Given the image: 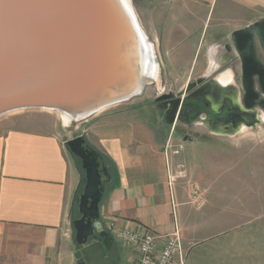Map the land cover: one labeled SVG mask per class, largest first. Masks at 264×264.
Returning a JSON list of instances; mask_svg holds the SVG:
<instances>
[{
  "label": "water",
  "instance_id": "95a60500",
  "mask_svg": "<svg viewBox=\"0 0 264 264\" xmlns=\"http://www.w3.org/2000/svg\"><path fill=\"white\" fill-rule=\"evenodd\" d=\"M230 41L240 65L239 95L220 99L218 93L213 102L210 83L185 97L161 95L156 102L170 100L167 125H191L202 117L210 129L258 124L256 113L264 114V20L233 31ZM156 65L130 0H0V118L47 110L70 115V122L86 121L139 96ZM65 147L80 161L85 179L70 222L76 264H115L108 256L113 238L100 217L112 176L83 136Z\"/></svg>",
  "mask_w": 264,
  "mask_h": 264
},
{
  "label": "crops",
  "instance_id": "0c3cea01",
  "mask_svg": "<svg viewBox=\"0 0 264 264\" xmlns=\"http://www.w3.org/2000/svg\"><path fill=\"white\" fill-rule=\"evenodd\" d=\"M223 1L264 11V0ZM219 86L221 93L227 80ZM27 114L0 121V264H76L70 222L80 175L65 143L79 136L110 163L100 217L113 238L108 256L115 264H133L136 250L108 230L111 223L159 237L177 231L184 264H264V218L213 232L211 209H197L189 189L170 182L164 141L142 109L103 110L81 122L80 133V124L68 131L61 118Z\"/></svg>",
  "mask_w": 264,
  "mask_h": 264
},
{
  "label": "rangeland",
  "instance_id": "374dc122",
  "mask_svg": "<svg viewBox=\"0 0 264 264\" xmlns=\"http://www.w3.org/2000/svg\"><path fill=\"white\" fill-rule=\"evenodd\" d=\"M130 1L138 24L153 47L156 73L139 96L108 109H142L164 141L162 150L171 163V183L186 186L197 209H211L213 232L239 225L252 216L264 218V114L256 113L258 124L254 126L233 128L222 124L210 129L202 117L189 126L184 121H175L174 129L164 121L166 108L157 106L156 102L168 93L185 97L205 83L215 87L207 96L214 102L220 91L219 81L223 79L228 87L222 88L220 99L225 93L237 97L239 64L225 63L221 67V46L227 43L230 47L233 31L264 20V11L223 0L211 4L194 0ZM216 37H222V45ZM213 49L217 63H211L208 58ZM219 103L220 100L215 107ZM33 112L37 111L13 112L0 121ZM40 112L53 119L61 118L60 123L68 131L81 123L64 122L57 111ZM82 129L80 124L75 133ZM68 157L72 164L69 153Z\"/></svg>",
  "mask_w": 264,
  "mask_h": 264
},
{
  "label": "built area",
  "instance_id": "2783aa9c",
  "mask_svg": "<svg viewBox=\"0 0 264 264\" xmlns=\"http://www.w3.org/2000/svg\"><path fill=\"white\" fill-rule=\"evenodd\" d=\"M108 230L122 243L135 248L136 259L133 264L185 263L177 231L172 235L159 237L148 230L121 229L113 223L108 226Z\"/></svg>",
  "mask_w": 264,
  "mask_h": 264
},
{
  "label": "flooded vegetation",
  "instance_id": "af4514ba",
  "mask_svg": "<svg viewBox=\"0 0 264 264\" xmlns=\"http://www.w3.org/2000/svg\"><path fill=\"white\" fill-rule=\"evenodd\" d=\"M222 37H216V40L219 42V44L221 43V45H222V39H221ZM229 41H230V37H229ZM230 45H231V41H230ZM229 46L227 45V43L226 44H224L223 43V45L221 46V49H223V52L221 53H219L220 55V62L219 63H221V67L222 66H224L225 65V63H238L239 64V61H238V58L234 55V54H232V52L229 50V48H228ZM238 77L236 76V79H237ZM239 80H240V65H239ZM168 94H170V93H168ZM163 95H166V94H163ZM169 102H170V100H166V101H162V102H158L157 103V106H161V107H163V108H168V106H169ZM166 109H165V111H166ZM190 124H187V126H189ZM173 126H174V129L175 128H177V124H173Z\"/></svg>",
  "mask_w": 264,
  "mask_h": 264
},
{
  "label": "trees",
  "instance_id": "16d2710c",
  "mask_svg": "<svg viewBox=\"0 0 264 264\" xmlns=\"http://www.w3.org/2000/svg\"><path fill=\"white\" fill-rule=\"evenodd\" d=\"M68 153H69V152H68ZM69 155H70V153H69ZM70 156H71V155H70ZM102 157H103V159H104V163H105V165H106V167H107V169H108L110 175L112 176V174H111V170H110V163L108 162V160H107L104 156H102ZM71 158H72V160L74 161L75 167H76V169H77V171H78V173H79V175H80V183H79L78 189H77V191H76V195H75V199H74V204H73V208H72V214H71V217H72V218H76V216H77V213H76L77 199H78L79 194L82 192V189H83V186H84L85 179H84V172H83V170L81 169L80 161H79L77 158L73 157V156H71ZM107 189H108V188H107ZM106 191H107V190H106Z\"/></svg>",
  "mask_w": 264,
  "mask_h": 264
},
{
  "label": "bare ground",
  "instance_id": "6f19581e",
  "mask_svg": "<svg viewBox=\"0 0 264 264\" xmlns=\"http://www.w3.org/2000/svg\"><path fill=\"white\" fill-rule=\"evenodd\" d=\"M143 30V29H142ZM128 57L126 56L125 60H127ZM131 63V62H130ZM128 63H125V67L127 66ZM131 68V67H130ZM146 68V67H145ZM158 69V68H157ZM148 67L146 68V71H148ZM61 114V117L63 118L64 122H69L71 120V116L70 115H67L65 113H60ZM59 114V115H60Z\"/></svg>",
  "mask_w": 264,
  "mask_h": 264
}]
</instances>
